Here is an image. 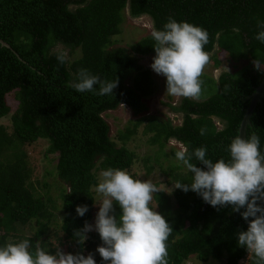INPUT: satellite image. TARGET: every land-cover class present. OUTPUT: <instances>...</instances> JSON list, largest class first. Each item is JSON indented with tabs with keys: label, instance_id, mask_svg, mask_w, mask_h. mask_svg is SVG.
Listing matches in <instances>:
<instances>
[{
	"label": "trees",
	"instance_id": "16d2710c",
	"mask_svg": "<svg viewBox=\"0 0 264 264\" xmlns=\"http://www.w3.org/2000/svg\"><path fill=\"white\" fill-rule=\"evenodd\" d=\"M126 8L130 17L149 16L154 30H163L170 17L200 26L209 33L207 52L216 44L235 60L249 55L250 61H257L264 69V43L254 38L259 31L257 20L264 21V0H0V40L8 44L0 42V118L9 113L11 119L10 131L0 124V246L28 239L31 251L39 243L53 253L48 232L51 225H57L58 211L62 237L73 243L76 253L85 255L86 249L94 253L96 245L103 242L99 233H88L87 243L81 245L74 230L83 228L93 217L96 200L92 188L100 182L96 171L122 169L141 179L131 172L137 159L127 144L141 125V132L149 134L147 141L158 147L159 153L153 158L156 162L161 154L167 155L164 148L170 139L189 152L206 147L207 158L213 162L230 159L227 148L237 136L248 106L246 96L259 84L264 70L248 62L233 73L220 71L217 78L203 73L202 91L210 87L206 95L198 100L179 97L175 104L165 103L168 110L180 115L179 124H173L169 117L138 116L147 110L142 99L151 94L153 84L150 69L139 61L156 53L155 41L148 34L132 44L112 46L111 37L121 33ZM57 45L67 50L64 64L56 58L62 51ZM77 50L80 55L71 58ZM212 60L215 65L220 63L215 56ZM80 69L102 80H119L114 94L76 91L70 85L77 82ZM96 88L98 91L99 86ZM8 95L12 96L13 110ZM120 104L138 117L130 118L124 128L110 136L103 114ZM252 133L260 137V151L264 153V96L250 116L246 138ZM39 138L48 141L46 153L56 155L54 171L63 185L55 196L48 182L38 187L30 180L24 145ZM176 151L170 149L169 154L175 157ZM151 157L148 154L141 162L147 174L155 167ZM192 162L205 167L195 159ZM158 168L166 176L164 183L173 185L175 202L159 187V181H154L156 177L150 180L160 190L153 193L150 206L172 227L167 241L168 264H181L191 254L202 261L214 258L224 264H243L241 260L249 253L238 246L237 234L249 226L241 215L245 209L233 212L231 205L213 207L196 192L175 188L177 182L190 184L193 179L177 159L166 165L158 163ZM78 205L88 206L83 217L77 215ZM114 207L119 216L122 210L118 204ZM32 221L33 234L18 238L17 224ZM11 234L14 239L8 240ZM96 261L101 264L100 258ZM246 264H254V257H247Z\"/></svg>",
	"mask_w": 264,
	"mask_h": 264
},
{
	"label": "clouds",
	"instance_id": "9594fccd",
	"mask_svg": "<svg viewBox=\"0 0 264 264\" xmlns=\"http://www.w3.org/2000/svg\"><path fill=\"white\" fill-rule=\"evenodd\" d=\"M257 28L259 31L254 38L264 43V21L258 19ZM151 35L156 52L151 68L166 77V93L174 97L200 99L201 77L206 66L213 61L214 56L210 52L218 47L215 44L212 51L205 50L209 33L200 26L186 21L177 22L170 17L163 30H154ZM226 55L225 59H230L229 54ZM56 58L60 64L67 61L63 51L58 52ZM254 64L258 70H264L257 61ZM118 83L119 80H102L87 69H80L77 82L70 86L81 93L106 96L114 94ZM177 117L181 123L180 115ZM227 151L230 153L228 161L221 158L213 162L207 158L206 147L189 152L181 145L175 157L192 173L193 179L190 184L177 182L175 188L194 191L213 207L231 205L233 212L245 209L241 215L249 226L246 231L238 232V246L247 249V257L253 256L254 264H264V153L260 151V137L256 133H252L250 138L236 136ZM193 159L205 167H198ZM101 176L96 192L102 194L103 199L98 204L95 223L86 221L83 228L74 230L77 242L83 245L88 233L95 230L103 241L96 251L106 264H168L167 241L172 227L164 215L150 206L153 193L160 191L159 188L150 180L136 179L122 169L109 168ZM117 204L122 210L119 216L115 213L114 205ZM87 211V205L76 208L77 215L81 217ZM31 247L28 239L0 246V264H97L92 253L87 256L83 252L66 253L61 248L50 253L39 243L33 252Z\"/></svg>",
	"mask_w": 264,
	"mask_h": 264
},
{
	"label": "rangeland",
	"instance_id": "374dc122",
	"mask_svg": "<svg viewBox=\"0 0 264 264\" xmlns=\"http://www.w3.org/2000/svg\"><path fill=\"white\" fill-rule=\"evenodd\" d=\"M123 20L121 23V33L113 35L111 37L112 41V46H126L128 44L134 43L136 40H139L140 38L151 34L152 31H154L152 27V21L151 18L147 15H141L138 17H130L128 14V10L124 9L123 10ZM56 49H62L60 45H57ZM63 52L67 54L66 49H62ZM213 55L217 57L218 59L220 58V63L218 65H215L214 63L212 64L209 62V64L206 66L204 69V73L208 74V76L212 78H216L217 73L222 70L226 69L229 72L233 73L236 72L237 70H240L244 65L248 64L250 62L251 65H255L253 61H250L249 55H244L243 57H239L238 59H233L231 56L230 59H225L226 52L223 51L222 49L216 47L215 50H213ZM78 55H80L79 50L74 52V54L71 56V58H75ZM156 56L155 53H151L147 56H143L140 59V64H142L143 67H147L150 69V73L153 79V84H152V91L151 94L143 97V101L147 105V110L138 115V116H155L159 118L160 120H164L167 117H169L173 124H178L180 122L179 118L177 117V114L174 113L173 111L168 110V107L165 103L171 102L173 104L177 103L179 100V97H174L168 95L166 93V77L158 75L155 73L152 68L151 64L153 63V58ZM210 56V54H209ZM263 65H261L262 67ZM127 83V82H126ZM128 83L130 84V80H128ZM210 87L204 89L202 91V94H205L209 92ZM209 95V94H208ZM7 100L9 103L12 104V110L14 108V102L12 100V96L8 95ZM104 117L106 118L107 122L110 125V136L114 135L117 130L124 128L126 125L127 121L130 120V118L135 119L138 116L133 115L129 107L125 104H120L116 109L114 110H108L104 114ZM215 123L217 127H220L221 124L219 123L218 120L215 119ZM0 124H3L6 126L7 130H11V119H10V114L8 113L4 117L0 118ZM142 125L138 127L137 134L131 138V141H129L128 147L131 150H134L136 154V164L132 166L131 172H133L136 176H140L141 180H154V181H159V187L164 188L167 193H169V197L172 200V203L175 205V202L173 201V197L171 196V190L173 188V185H166L164 182V179H166V176L163 174L161 170L158 168V163H162L163 165H166L170 160L175 162L176 157H172L169 154L170 149H177L179 150V147L182 145L181 143L170 139L167 141V144L164 148V152H166V156L161 154L159 157V162H156L153 158L155 156V152L159 153L157 145H153L147 141L149 134H143L142 132ZM48 146V141L45 140L44 138H39L38 140L30 143V144H25L24 149L27 152V160L29 163V168H30V174L31 178L30 180L32 182H35V184L38 187H41V183L43 181L48 182L49 190L50 193L55 196L58 191V187L63 185V182L58 179V177L55 174L54 171V165L56 161V155L55 154H47L46 149ZM151 155V161L150 163L155 166L153 171L150 174L145 173V169L142 167V158L146 155ZM103 171L98 170L96 171L97 178L99 181L102 179L101 173ZM137 179H139L137 177ZM38 181V182H37ZM94 190V196H95V204L93 207V217L90 221L91 224L95 223V218L96 214L99 211V205L102 202L103 196L102 194H99L96 192V189L92 188ZM61 218V212H56V222L57 225H51L50 230L48 232V241L50 242V245L55 248L54 252L57 250V248H61L63 251L71 252L73 254H76V248L73 245V243H69L66 239H64L63 233L61 232V229L59 228V222ZM17 228L19 231H16L15 234L18 236V238L21 237H30L33 232L35 227L33 226V221L28 224V225H22V224H17ZM95 230L91 231L94 232ZM57 232V235L55 234ZM89 232V233H91ZM60 236V240H58V237ZM14 239L12 237V234L8 237V240ZM87 243V241H86ZM103 242L98 243L96 245V249L99 245H102ZM94 250V258H100L101 259V264H106V262L102 261V258L100 254ZM53 252V253H54ZM89 253H91V250L86 249L85 250V255L87 256ZM243 264H246L245 259L241 260ZM181 264H224V261H219L214 258H209L207 261H202L196 257L195 254H191L183 263Z\"/></svg>",
	"mask_w": 264,
	"mask_h": 264
},
{
	"label": "water",
	"instance_id": "95a60500",
	"mask_svg": "<svg viewBox=\"0 0 264 264\" xmlns=\"http://www.w3.org/2000/svg\"><path fill=\"white\" fill-rule=\"evenodd\" d=\"M0 42L3 45L8 46V44L5 43L4 41L0 40ZM263 96H264V76L260 80L259 84L255 87L254 91L246 96V98L249 100V103L240 121L237 136H243L246 138V127L250 123V116L256 104L261 101V98Z\"/></svg>",
	"mask_w": 264,
	"mask_h": 264
},
{
	"label": "built area",
	"instance_id": "2783aa9c",
	"mask_svg": "<svg viewBox=\"0 0 264 264\" xmlns=\"http://www.w3.org/2000/svg\"><path fill=\"white\" fill-rule=\"evenodd\" d=\"M245 261L247 262V258L245 259Z\"/></svg>",
	"mask_w": 264,
	"mask_h": 264
}]
</instances>
